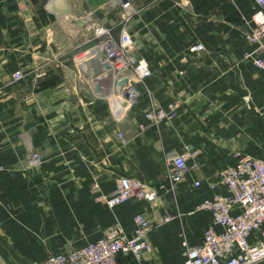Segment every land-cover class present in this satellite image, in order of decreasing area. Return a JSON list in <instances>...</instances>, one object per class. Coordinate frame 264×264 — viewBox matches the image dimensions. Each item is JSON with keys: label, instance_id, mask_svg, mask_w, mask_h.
<instances>
[{"label": "crops", "instance_id": "crops-1", "mask_svg": "<svg viewBox=\"0 0 264 264\" xmlns=\"http://www.w3.org/2000/svg\"><path fill=\"white\" fill-rule=\"evenodd\" d=\"M130 2L127 10L114 0H0V264H42L112 226L133 234L138 212L153 221L142 263L185 264L183 241L200 243L212 222L197 209L213 194L206 182L235 153L261 152L264 128L253 120L263 117L264 69L246 55L255 0ZM97 24L117 40L126 29L151 65L132 105L115 95L111 72L97 92L90 57L75 60L97 43ZM197 43L203 49L193 51ZM172 102V120L148 117ZM188 151L197 166L172 187L167 155ZM128 175L158 196L109 207L105 196Z\"/></svg>", "mask_w": 264, "mask_h": 264}, {"label": "built area", "instance_id": "built-area-1", "mask_svg": "<svg viewBox=\"0 0 264 264\" xmlns=\"http://www.w3.org/2000/svg\"><path fill=\"white\" fill-rule=\"evenodd\" d=\"M115 4L129 10L130 0H114ZM255 11L252 15V27L247 39L252 50L247 56L253 57L254 64L264 69V0H255ZM98 38L90 48L76 56L77 63H83L87 57L102 53L100 58L110 64L108 72L115 77L116 93L127 105H132L138 95V84L152 75V68L147 57L139 54L134 46L130 33L122 29L119 40L112 30L102 24L94 26ZM193 51L203 49L202 43L192 47ZM14 78H20L17 71ZM127 78L122 83L121 79ZM124 103V102H123ZM177 113V102L167 107H160L148 112L153 122L172 120ZM264 109L262 110V114ZM122 137L123 134L119 133ZM195 153H171L167 163L171 165V186L184 178L189 166L196 167ZM38 152H30V160L40 162ZM5 167L0 163V173ZM201 185L202 180H197ZM213 194L202 198L197 209L208 210L212 222L203 229L200 243L191 245L183 241L185 264H255L264 259V143L259 154L239 151L234 155V162L221 168L214 181H207ZM166 188L165 182L160 184ZM158 196L156 187L149 186L132 176L118 179L115 190L105 196L107 205L118 207L133 199L153 201ZM133 234L124 231L120 226H112L98 239L67 253L48 256L42 264H122L119 253H126L135 258L134 264H143L142 255L150 248L147 233L153 227V221L144 213L134 216Z\"/></svg>", "mask_w": 264, "mask_h": 264}, {"label": "water", "instance_id": "water-1", "mask_svg": "<svg viewBox=\"0 0 264 264\" xmlns=\"http://www.w3.org/2000/svg\"><path fill=\"white\" fill-rule=\"evenodd\" d=\"M85 23V21H81L80 25H83ZM102 55L101 52H99L98 55L96 56H92L90 57L86 62L85 65L87 67V70H89L90 68H92V77L95 78L94 81V87L95 90L97 92H100L101 89L104 86V77H101L102 74H104L105 71L109 70L110 68V64L108 61L102 60L100 58V56ZM111 71H109L108 73L110 74ZM121 82H127V78L124 77L123 79H121ZM124 103H126L125 101H123Z\"/></svg>", "mask_w": 264, "mask_h": 264}, {"label": "rangeland", "instance_id": "rangeland-1", "mask_svg": "<svg viewBox=\"0 0 264 264\" xmlns=\"http://www.w3.org/2000/svg\"><path fill=\"white\" fill-rule=\"evenodd\" d=\"M261 113H262V111H261ZM257 116L259 117L257 119H255L254 116H252L254 118V120H253V126H254V129H256L257 132H261V131H263L262 128H264V118H263L264 117V113L262 115L263 116L262 118H260L258 112H257ZM261 125H262V127H261ZM262 142H264V140L263 141L262 140L261 141L260 140L258 141V143H261V144H262ZM253 143H254V145L256 144L255 141H253ZM128 176H131V175H128ZM132 177H134V176H132Z\"/></svg>", "mask_w": 264, "mask_h": 264}, {"label": "bare ground", "instance_id": "bare-ground-1", "mask_svg": "<svg viewBox=\"0 0 264 264\" xmlns=\"http://www.w3.org/2000/svg\"><path fill=\"white\" fill-rule=\"evenodd\" d=\"M108 76V75H107ZM111 77V76H110Z\"/></svg>", "mask_w": 264, "mask_h": 264}]
</instances>
